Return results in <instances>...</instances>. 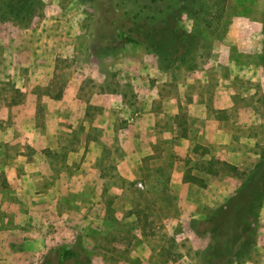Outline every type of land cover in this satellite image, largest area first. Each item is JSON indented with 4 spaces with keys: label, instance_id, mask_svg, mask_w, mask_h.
Segmentation results:
<instances>
[{
    "label": "rangeland",
    "instance_id": "1",
    "mask_svg": "<svg viewBox=\"0 0 264 264\" xmlns=\"http://www.w3.org/2000/svg\"><path fill=\"white\" fill-rule=\"evenodd\" d=\"M144 1L113 0L117 9L101 17L106 0H42L41 8L21 25L0 20V195L19 201L20 211L14 218L4 216L0 205V228L4 223L12 228L10 236L0 233V264H58L54 249L73 240L86 248L88 264H205L208 254L202 252L213 241L208 234L195 235L189 220L213 214L248 183L249 174L263 159L264 0H205L201 14L190 18L182 12L179 26L198 36V46L188 61L194 67L176 65L170 70L159 68L156 55L140 45L111 49L131 26L128 15ZM119 22H123L122 28L112 33ZM96 30L104 33L97 40L99 58L92 48ZM228 35L237 42L229 49L234 66L230 70L222 65L220 70L232 74L235 96L245 104L233 109L242 115L237 120L222 113L218 116L224 129L219 142L195 143L179 156L174 149L178 138L172 133L154 140L119 133L127 123L123 109L138 100L134 87L149 85L162 93L180 94L185 101L196 97L192 89L197 84L188 85L192 82L187 79L189 71L201 66L212 49L228 45L222 42ZM141 49L158 68L152 76L141 70L147 63ZM158 76L163 81H157ZM74 82H80L77 95L86 99L110 93L122 100L107 116L116 127L110 146L100 138L99 129L90 126L86 134L95 145L89 147L88 139L83 147L78 107H62L56 102L66 85ZM211 86L208 82L200 87H208V98ZM25 100L37 101L31 109H35V126L40 132L38 150L22 133L24 121L15 118L19 108H14L13 117L9 115L10 105ZM87 109L86 115L91 116L92 109ZM197 111L196 107L180 106L177 135L185 133L187 117ZM215 111L208 107V115ZM196 118L190 121L192 128L200 124ZM171 119L165 113L161 127L169 129ZM6 130L15 133L14 137ZM8 149L18 154L17 173L25 174L15 188L4 181ZM217 150L234 152L228 163L235 169L214 161ZM178 163L183 169L182 181L186 175L194 178L185 188L178 186L180 170H174ZM50 173L57 183L48 179ZM40 198L42 204L30 210L29 203ZM253 205L248 217L253 232L244 250L232 257V264H244L264 247V197L255 199ZM232 222L228 220L229 227Z\"/></svg>",
    "mask_w": 264,
    "mask_h": 264
},
{
    "label": "crops",
    "instance_id": "2",
    "mask_svg": "<svg viewBox=\"0 0 264 264\" xmlns=\"http://www.w3.org/2000/svg\"><path fill=\"white\" fill-rule=\"evenodd\" d=\"M226 38L227 40L223 39L222 42L227 43L229 46L226 44L223 45L222 43L219 45V47H215L214 49H212L209 58H207L201 66L190 70L188 73L189 76L187 79H190V81H192L189 82L188 85L192 86L194 85V83H196L200 87L201 85L208 86V82L210 85H212L209 92L210 98H208V87L206 89H201L197 85L196 88L192 89V94H195L196 97H192L187 101L183 100L180 94L174 92L162 93L158 89L151 88V86L149 85H143L142 89H137L134 87V91L137 93L136 98L138 100L136 104H131L129 107L126 106L125 109H123L124 115L127 118V123L126 127L119 129V133H123L131 139L147 138V140H154L158 137L166 136L168 134L170 135L172 133L171 135L178 138L176 144L174 145V149L179 156H184L188 152V150L195 145V143H199L200 145H208V140L219 142L218 139L220 138V133L224 129L220 126L221 124L219 122L220 120L218 116L222 113L228 115L227 117L232 121H234V119L237 120L242 115L239 112H235L233 109L245 104L244 99L235 96L236 89H234V87H232L231 85V81L233 78L232 74L224 75L220 70V67L222 65L225 67L228 66L230 70H232L231 68L232 66H234V63H232L231 60L232 57L229 49L230 45L236 44L237 42L234 39L233 35H228V37ZM141 52L143 54L142 60L148 63V65L145 62L143 63V66L141 68L142 72L145 74L147 73L149 76L154 75L155 70L158 71V68L156 66L153 67L154 61H152V56H150L148 53H145L142 49ZM160 80L163 81V78H159L158 76L157 81ZM79 88L80 82L68 83L64 88V93L56 102L59 103V105H61L62 107L74 105L78 107V114L80 115V122L82 124L80 142L83 144V147L86 140L88 139L90 140L89 147L95 145V142L86 134L90 126H95L97 129H99V132H101L100 138L105 139L107 141L105 143L110 146L113 143V138L116 137V127H114V121L110 120V118H107V116L111 114L109 111L111 107H114L118 104L122 105V100H115V98L111 97L110 93H99L96 97L93 96L86 99L77 95ZM182 105H187V107H196L199 111H197L198 113L189 112L190 114L186 119V121L188 122V126L185 130V133L183 135H177L179 123L176 119V115L178 114L179 108ZM10 106L11 107L9 115L12 117L16 112L14 108H19L17 109L19 113L16 114L15 118L20 119V121L22 122L24 121L22 123V127H24L22 133L25 136H28V143L32 145L34 149L38 150L40 143V140H38V138H40V132L35 126V109H31L37 106V101L25 100L21 104ZM50 106L52 105L50 104ZM209 106L212 109H216V111L214 113H210V115H208ZM101 107L104 108L101 109ZM87 108L92 109L91 116L90 114L88 116L86 115V110L88 112ZM219 109H221V112H219ZM222 109H225V111L222 112ZM165 113L172 116L169 129L161 127V124L163 123L161 121V117ZM192 115L198 117L196 118ZM190 117L198 119V122L200 124L197 125L196 128H192V126L190 125V121L192 119ZM26 129L28 130L26 131ZM6 131H9L8 133L9 135H11L9 136L10 138L12 136L14 137L15 133L11 132V130ZM139 135H141V137H139ZM52 138L53 131L49 135V139ZM5 151L8 154V160L3 167L4 181L7 185H11L12 188H15L16 184L20 182V180L24 179L25 174L23 172L19 174L17 173L19 168L18 165L20 162L18 154L15 156L12 149H8ZM213 155L215 158L222 161L231 162V156L234 155V152L217 150L213 152ZM46 165L48 166V168L50 167L49 161L46 162ZM175 169L180 170V175L178 177V186L183 188L187 187L189 181H182L183 169L179 166V163L174 166V170ZM50 176L51 177H48V179H52L55 183H57V178L53 179L52 177L54 176H52L51 173ZM60 178L61 177H59V179ZM62 182L63 180L61 179V183ZM40 200L41 198L38 201L33 200L32 204H30V202L28 205L30 210L38 208L39 205L42 204ZM18 204L19 201L17 200H7L0 195V205H2L1 207L5 209L3 213L4 216H10L14 218L16 213L20 212L17 208ZM30 210L28 211V213H31ZM11 230L12 228H9V226L4 223L0 228V233L4 236H10ZM261 251L262 252L260 255L254 253L250 258L246 260L244 264H264V247L261 248Z\"/></svg>",
    "mask_w": 264,
    "mask_h": 264
},
{
    "label": "trees",
    "instance_id": "3",
    "mask_svg": "<svg viewBox=\"0 0 264 264\" xmlns=\"http://www.w3.org/2000/svg\"><path fill=\"white\" fill-rule=\"evenodd\" d=\"M99 1L100 0H96ZM135 1V0H133ZM145 0L136 12L128 15L131 26L123 31V40L119 45L111 48L117 51L123 44H135L142 46L147 52L157 57V65L164 70H170L176 65H186L193 68L190 61L198 46L197 32H187L179 26L178 22L185 12L190 18L201 14L204 10L205 0ZM42 0H0V20H13L17 25L29 20L31 15L41 8ZM99 7V4H98ZM101 17L110 9L116 10L113 0H106V7ZM123 22H119L113 30L122 28ZM117 33V31H116ZM104 33L96 30L92 48L99 58L98 41ZM97 41V42H96ZM264 105V92L262 94ZM227 167H235L226 161L214 160ZM248 183L244 182L237 193L229 196L224 203L219 205L216 211L207 218L189 220V228L198 236L208 234L213 243L208 250L205 264H232V257L242 250L253 232L251 221L248 219L253 214V201L264 197V154L263 159L256 164L255 170L249 174ZM192 176L185 177V181H191ZM233 219L229 227L227 222ZM208 223V224H206ZM205 227L199 228L198 225ZM54 256L58 264H68L70 261L78 264H88L89 254L81 243L71 242L69 245H59L54 249ZM49 262V259L46 258Z\"/></svg>",
    "mask_w": 264,
    "mask_h": 264
}]
</instances>
